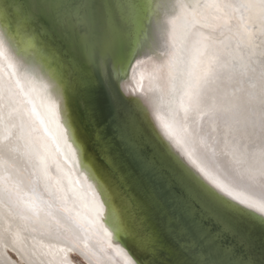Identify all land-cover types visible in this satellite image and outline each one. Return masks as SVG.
I'll list each match as a JSON object with an SVG mask.
<instances>
[{
    "label": "bare ground",
    "instance_id": "bare-ground-1",
    "mask_svg": "<svg viewBox=\"0 0 264 264\" xmlns=\"http://www.w3.org/2000/svg\"><path fill=\"white\" fill-rule=\"evenodd\" d=\"M150 16L130 91L183 151L261 168L264 0H150ZM0 50V264H124L43 118L42 61L4 16Z\"/></svg>",
    "mask_w": 264,
    "mask_h": 264
},
{
    "label": "water",
    "instance_id": "water-1",
    "mask_svg": "<svg viewBox=\"0 0 264 264\" xmlns=\"http://www.w3.org/2000/svg\"><path fill=\"white\" fill-rule=\"evenodd\" d=\"M94 1L97 0H65L70 8L78 3L97 8ZM29 2L0 0V11L9 23L12 34L28 41L30 48L36 51L42 61L51 84L48 103L56 110L57 123L64 138L61 143H64V153L80 160L78 168L81 181L86 186L84 189L90 200L102 208L99 213L94 211L100 236L118 251L127 245V250L137 256L127 239L126 229L121 231L118 238L112 227L118 222L117 217L125 206L126 197L136 196L139 199L145 195L135 187H126L121 174L132 169L145 181L149 180V174L141 169L133 157L130 143L125 142V137L134 122L142 130L143 137L147 138L150 136V121L176 151L183 152L166 128L158 122L150 106L130 91L132 72L140 55L141 43L147 38L151 25L150 0H135L136 6L129 16L119 21L122 24L119 34L113 32L110 26L103 25L101 28L102 16L92 17L76 29H66L50 15L35 19L30 16ZM114 19L118 22L116 15ZM92 23L96 24L94 33L90 26ZM83 25H86V29ZM116 35L124 42L127 39V47L121 46L116 50L112 46V39ZM129 60L131 66L125 72L123 65ZM85 78L94 81V86L87 90L82 85ZM137 139L140 137L132 138V142ZM94 175L96 179H93ZM151 179L156 184L160 198L151 206L148 225L156 228L163 236L167 245L163 255L169 264H184L200 256L210 260H243L246 264H264V232L258 227L248 233L247 245L237 247L232 256L226 257L216 245L183 250L180 247L183 239L177 237L171 219L172 215L180 216L182 211L173 198L175 193L169 192L171 177L165 168L158 165V174ZM97 181L104 184L108 195L113 198L116 215L109 212L106 197L101 193ZM245 231L248 232L247 229ZM223 243L234 244L230 240Z\"/></svg>",
    "mask_w": 264,
    "mask_h": 264
},
{
    "label": "snow or ice",
    "instance_id": "snow-or-ice-1",
    "mask_svg": "<svg viewBox=\"0 0 264 264\" xmlns=\"http://www.w3.org/2000/svg\"><path fill=\"white\" fill-rule=\"evenodd\" d=\"M135 6V0H101L98 7L105 17L115 13L118 22L113 30L119 31L122 28L119 21L128 17ZM95 7L78 3L70 8L65 0H30L28 4L31 17L40 19L50 15L66 29H76L85 21H90ZM2 18L3 12H0V20ZM134 52L135 50L133 55ZM2 55L4 51L0 50V56ZM130 66V60L124 62V71L127 72ZM82 85L87 90L94 86V81L85 78ZM149 131L150 136L144 138L142 130L133 122L125 137V142L130 143L133 157L141 169L149 174V180L145 181L132 169L121 174L126 187H135L137 191L145 193L139 199L136 196L126 197L125 206L117 217L118 222L112 225L118 238L121 231L126 229L127 239L138 254L134 256L125 245L117 253L123 255L124 264H169L163 255L167 248L163 236L156 228L148 225L151 206L160 198L156 184L151 179L158 174V165L165 168L171 177L169 192L175 193L173 198L182 210L180 216L172 215L171 219L175 224L177 237L183 239L180 244L183 250L216 245L226 257L232 256L237 247L247 245L248 233L252 229L258 227L264 232V165L259 169L222 167L213 156L196 155L194 151L187 149L183 152L176 151L150 121ZM135 137L140 139L133 143L132 138ZM93 179H96L95 175ZM97 183L106 197L109 212L116 215L113 198L108 195L103 183ZM101 210L99 206L95 208L97 213ZM226 240L233 241L234 244L225 245L223 242ZM184 264L246 262L210 260L200 256L199 259Z\"/></svg>",
    "mask_w": 264,
    "mask_h": 264
},
{
    "label": "rangeland",
    "instance_id": "rangeland-1",
    "mask_svg": "<svg viewBox=\"0 0 264 264\" xmlns=\"http://www.w3.org/2000/svg\"><path fill=\"white\" fill-rule=\"evenodd\" d=\"M104 2H107V0H104ZM94 3H96L95 5H98L99 6V4L101 3V0L94 1ZM98 6H97V8H95L97 10H95V9L92 10L93 11V15H94L92 17L100 18L102 16L103 22L101 24L99 23L100 26H101V28H103V25L105 27H109L110 26V29L113 32H115L116 34H119V31H114L113 30L114 29V25L117 23V22H115V19H114L115 13H112L108 17H105L100 12V9H99ZM90 26H91V28H93V33H94L95 30H96V29H94L96 27V24L92 23ZM82 27L86 29V25H83ZM127 45H128L127 39H125V42H124V40L122 41V40L118 39V36L117 35L112 39V46L115 47L116 50H118L119 47H121V46L127 47ZM50 89L51 88H49V95H50ZM41 97H42V100L44 101V104L46 106V110H48V113H49L48 116L45 115V116H43V118H44V120H46L49 123V125H50V127H51V129L53 131V135H54V138H55V143H56V146H57V148H58V150L60 152V155L62 156V158L66 162V164L69 166L70 176L76 182L77 186L81 190H85L84 187H86V186H84L83 183H82V181H81V174H80V171H79L80 169L78 168L81 165L80 164V160L76 159L71 154L64 153V151H65L64 150L65 148H64V145H63L64 143L61 144L63 142L62 139H64V138H62V136H61V130H60V127H59V125L57 123L56 110L49 105V103H48L49 100L47 99L48 98V95H47V98L44 95H42ZM67 151H68V153H70V151L68 149H67ZM88 163H89V161H88ZM89 165H90V163H89ZM93 203H95L97 206H99L96 202L93 201ZM73 258H74V260L77 263H79V264H85L78 257L74 256Z\"/></svg>",
    "mask_w": 264,
    "mask_h": 264
}]
</instances>
